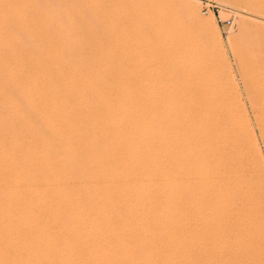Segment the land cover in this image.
Here are the masks:
<instances>
[{
    "label": "bare ground",
    "instance_id": "bare-ground-1",
    "mask_svg": "<svg viewBox=\"0 0 264 264\" xmlns=\"http://www.w3.org/2000/svg\"><path fill=\"white\" fill-rule=\"evenodd\" d=\"M177 1L178 9L173 11L169 20L174 25L169 32L175 35L174 38L165 43L167 27H163L162 23V27L150 29L151 36L163 40L167 45V51L163 49L164 53L159 52L165 57L156 55L163 59L158 62V67L155 65L156 71H153L156 68L152 69L155 79L153 83L148 81L150 84L144 80L149 74L141 69L137 73L139 79L125 77L135 74L132 63L120 69L119 73L123 77L96 79L89 76L102 75L106 70L108 72L107 67L104 68L105 64L102 67L99 65V68L92 66L91 71L77 66V71H80L77 72L74 66L63 61L33 62L22 47H0V264H178L172 251L176 248L177 239L172 250L166 244L169 239L170 213L167 206L170 205L166 204L169 189L166 192L167 172L161 158L165 149L161 146L155 149L152 144L154 139L148 118L153 107L156 104L159 106L161 101L160 107L165 109L168 106L169 109L172 104L167 103L176 100L178 106L175 111L180 110L187 115L188 119L178 136L182 150L173 155L172 161L190 157L191 162L200 169L210 168L209 182L202 185L203 192L198 196L200 200L208 195L209 201L211 191L217 194L224 192L230 178L226 177L223 166L226 155L220 152L221 149H215L216 144H212L216 136L215 129L203 125L206 113L210 114V103L193 101L196 94L194 97L190 96L193 93L188 95L182 87L184 83L170 78L166 70L168 61L181 52L182 35L185 33L200 31L211 43H220V36L212 19L198 14L197 0ZM243 1L247 7L244 22L249 25L248 33L241 40L231 41V44L238 51L239 68L243 73L250 106L253 107L254 123H257L258 133L264 142V0ZM138 43L131 44L123 56L132 61L139 58L142 49ZM152 51L156 53L159 50ZM38 55L48 59L63 57L49 52ZM154 85L168 87L166 94L163 93L160 101L155 100L156 104L152 107L153 98L150 99L147 89ZM139 90L146 94H141ZM230 98L226 100H230L229 106L225 100L218 102L219 105L212 101V109L220 111L226 104L231 107V120L238 129L239 144L248 148L258 163L260 155L257 153L256 140L244 110L240 109H243L239 104L240 98L235 94ZM160 107L155 109L159 111ZM197 115L200 118L192 123V132L185 135L184 139L183 133ZM213 117H216L214 113ZM154 150H157L159 157L155 167L157 186H154ZM258 170L260 175H264V168L259 167ZM195 176L199 179L203 177L201 171H197ZM237 214L233 212L229 217L226 215L227 222L223 225L228 233L238 234L246 241L251 234L247 228L241 229L243 226H240ZM208 216L210 219L211 216ZM178 223L181 224L180 221ZM189 227L188 230L191 229ZM258 244V248L264 250V239Z\"/></svg>",
    "mask_w": 264,
    "mask_h": 264
},
{
    "label": "rangeland",
    "instance_id": "rangeland-1",
    "mask_svg": "<svg viewBox=\"0 0 264 264\" xmlns=\"http://www.w3.org/2000/svg\"><path fill=\"white\" fill-rule=\"evenodd\" d=\"M243 2V0L239 2L235 0H197L198 14L203 18L212 19L217 27L221 42L211 43L210 40H208L209 38L200 31L190 32L191 34L187 32L188 34L185 33L182 35L183 44L181 52L175 58L171 59L170 62L168 61L166 67L167 73L170 74V78H174L176 82L181 81L184 83L182 87L185 91L187 90L188 95L193 93L190 96L194 97L193 95L196 94L195 98L192 99L193 101L196 100V103L203 102L204 104L210 103V114H208V112L206 113L205 118H203V125L205 124V127L208 126L211 130L215 129L214 132L216 136L212 144H216L215 149L218 151L221 149L220 152L226 155V160L223 159V166L226 171V177H229L231 182L226 186L227 192L225 189H223L224 192H218V194L216 191H211L210 197L212 200L210 199L209 201L207 199L208 195H205L201 200L198 198L201 192H203V186L208 181L210 168L204 167L200 169L199 166L191 162L190 157L186 160L172 161L173 155L175 153L178 154L180 150H182L179 144L181 141L178 136L182 132L181 127H183L186 119H188L187 115H185L183 111H175L176 106H178L176 105V100H171V103H167L172 104L169 105V109H167L168 106L165 107V109L164 107H160V98L163 96V93L167 91V85L164 87H160L161 85L149 86L151 90L149 88L147 89V91H149H146L147 94L150 93V99L153 98V100H151V104L153 103L152 107L156 104L155 100L160 101L158 104L159 106H157V104L156 106L161 109L159 108V111H157L158 109L154 105L155 107H153L151 113L152 116L150 114L148 120L153 133L154 140H152V144L154 148L156 149V147L161 146L165 149L161 158L167 172L165 189L166 192L167 189L170 190L167 192L170 197L167 195L168 202L166 203L170 205V207L167 206L168 214H170L168 215L169 239L166 244L169 245L167 247L171 250L176 246L172 251L175 252L173 253L176 256L174 259L178 264H183V262L185 264H264V253H262L264 250L258 248L260 247L258 246L259 241L264 239V226H262L264 225V221H262L264 220V205H262L264 204V175H260L258 170L259 167L264 168V142H262L258 133L257 123H254L256 121L253 107H251L252 105L250 99H248L249 96L246 93L245 84L243 83V73H241L242 71L239 68L240 57L238 51L231 44V41L235 39L241 40V38L248 33L249 25L244 22V13L247 11V7ZM177 5V0H0V47H22L27 53L26 55H29V60L33 62L49 63L63 61L64 63L71 64L75 69L81 67L82 70L85 71H89L95 66V68H99L101 65L104 66L105 64L104 68L107 67L108 72L106 70L102 75L98 73L89 76L92 78L97 77L96 79L123 77L119 73L121 72L120 69L122 70L123 66L132 63L135 66L134 69H136L134 70L135 74H129L125 77L139 79L140 76L138 74L142 70L149 74L147 77H144V80L146 81L145 83L150 84L149 82L153 83L155 79L154 75H152L153 71L157 70L158 62L160 63L163 59L159 57L162 55L161 53L159 55V52L161 51L164 53L163 51L166 50L168 40L175 36L169 33L172 31V26H174L172 21L169 20L171 18L170 15L177 11ZM132 19H134V22ZM226 21H228L227 24H221ZM161 23L163 27H167H165L167 31V35L165 36L166 44H164L163 40L155 39L150 33V29L154 26L160 27ZM136 31H139V33ZM6 42H8V44ZM135 42H139L138 45L142 50L139 52V58L132 61L125 58L123 54H125L126 50L132 46L131 44L134 45ZM154 49H157V51L159 50L156 52L158 54L152 51ZM67 50L68 52L71 51L73 54L71 52L68 53ZM46 52L51 53V55L55 53L61 56L65 53L66 56L64 54L62 58L49 57L48 59L47 57L45 58L44 55V58L41 57L42 55H38ZM156 55L159 56L156 57ZM163 55L162 57H165ZM152 69L155 70L152 71ZM139 91L141 94H146L142 90ZM234 94L240 98L239 104L241 103L242 105L240 104V106H243V109L242 107H240V109L244 110L243 113L246 119L249 120L247 121L252 129L254 140H256L257 153L260 155V161L258 163V160L255 161L256 159L250 153V150L246 147L243 148L244 146L242 147V145L239 144V134L236 133L238 129L231 120V107H227L230 100H228V102L226 101ZM218 96L224 98L221 99ZM223 100L227 103L226 105L224 104L226 109L223 107L226 113H224L223 109V111H218L215 108L212 109L213 103L219 105L218 102H222ZM212 101L216 102L211 104ZM173 104H175V107ZM214 106L215 104L213 107ZM214 109L216 112H214ZM153 111L156 112L153 113ZM217 112H220L221 115H219V113L217 114ZM213 113L216 117H213ZM197 116L194 118V121H191V125H189L186 132L183 133L184 139L185 135L191 134L193 129L192 123L200 118V115ZM211 116L212 118H210ZM139 123L140 122H138V124ZM231 123L233 125H230ZM211 125L213 127H210ZM217 141L218 143H216ZM184 149H186V147ZM156 151L157 150H154L153 153V159L155 161L153 173L155 171L157 172V168L155 167L156 161L159 159ZM197 171L202 172V178L199 179V177L197 178L195 176ZM156 172L154 173L156 182L154 186H157ZM174 179L176 180L174 181ZM171 181L173 183H171ZM174 182L176 183L174 184ZM224 185H226V183ZM176 188L178 192H176ZM155 190H157L156 187ZM257 190L260 192H257ZM226 193H228V195H226ZM214 195H217L215 196L217 197L216 199H214ZM258 195H260V197H258ZM172 196L173 198H171ZM229 197L232 198L229 199ZM221 198H223V200ZM171 201H174L175 204ZM213 201H215V203ZM180 202L182 203L181 206L184 204L183 208L180 206ZM209 205H211V207ZM234 205L237 206L235 207ZM214 207H216V209ZM233 207L238 210H234ZM225 208H227V211ZM198 210H200L201 213ZM214 210L215 215L214 213H209ZM216 210H218V213ZM239 210L241 211L239 212ZM229 211L232 212L230 213ZM233 212L238 213L237 215L241 222L240 226H243L241 229L243 230L244 228L245 230V228H247V231H249L252 236L246 241L238 234L228 233L224 227L227 222L226 217L231 216ZM208 215L211 216L210 219ZM179 221L181 224L178 223ZM197 222L199 224H196ZM218 226L219 228L217 230ZM174 227L176 228L174 229ZM188 227L191 229L188 230ZM194 227L196 229H194ZM197 229H199L200 232ZM191 231L192 233H190ZM233 235H236L235 238L232 237ZM194 236L196 238L198 237V239L195 240ZM230 237H232V239ZM172 241L173 243H171ZM175 242L176 245L174 246ZM189 245L191 248H189ZM185 246L186 248H184ZM193 255L195 256L193 257ZM178 259L183 262L181 263ZM157 260H163V258H157Z\"/></svg>",
    "mask_w": 264,
    "mask_h": 264
},
{
    "label": "built area",
    "instance_id": "built-area-1",
    "mask_svg": "<svg viewBox=\"0 0 264 264\" xmlns=\"http://www.w3.org/2000/svg\"><path fill=\"white\" fill-rule=\"evenodd\" d=\"M228 23V21H226V22H223V23H221L222 25H224V24H227Z\"/></svg>",
    "mask_w": 264,
    "mask_h": 264
}]
</instances>
